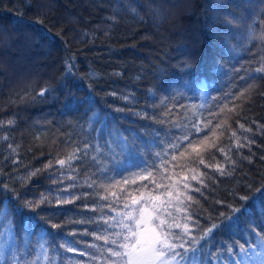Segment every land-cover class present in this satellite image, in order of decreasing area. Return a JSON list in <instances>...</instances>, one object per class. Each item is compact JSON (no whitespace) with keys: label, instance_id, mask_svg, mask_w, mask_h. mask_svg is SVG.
<instances>
[{"label":"trees","instance_id":"trees-1","mask_svg":"<svg viewBox=\"0 0 264 264\" xmlns=\"http://www.w3.org/2000/svg\"><path fill=\"white\" fill-rule=\"evenodd\" d=\"M30 2L0 0V204L7 201L13 209L17 228L24 223L15 213L17 200L32 201L33 209L20 211L38 214L34 231L47 230L42 242L47 241L50 255L63 257L59 245L65 240L97 251L87 246L107 247L96 237L107 234L102 222L124 208L125 197L156 190L170 172L195 170L205 174L207 187L198 183L201 192H190L194 236L220 224V213L233 216L232 208L253 213H238L231 231L215 230L209 257L234 263L239 245L247 248L257 237L264 239V220L254 202L257 195L264 202V191H256L264 190V132L258 127L264 126V78L247 79L264 66V52L258 50L264 45L251 39L250 28L258 34L259 26L247 7L260 0ZM68 56L76 57L74 75L65 74ZM46 88L53 91L39 97ZM245 89L241 100L233 99ZM234 105L236 111H229ZM9 120L15 123H3ZM115 135L137 145L138 154L122 152ZM205 137L216 148L201 153L203 165L190 148L180 156L189 142L199 144ZM245 137L254 140L252 147L237 149L236 138ZM178 141L180 148L169 147ZM86 144L91 145L87 155L77 153L82 158L70 168L56 163ZM221 147L236 161L234 170ZM216 163L232 174L207 167ZM145 168L152 176L140 180L135 173L147 175ZM86 180L95 185L89 188ZM101 183L115 186L104 191ZM105 196L107 201L98 198Z\"/></svg>","mask_w":264,"mask_h":264},{"label":"snow or ice","instance_id":"snow-or-ice-1","mask_svg":"<svg viewBox=\"0 0 264 264\" xmlns=\"http://www.w3.org/2000/svg\"><path fill=\"white\" fill-rule=\"evenodd\" d=\"M28 6H31L30 0H27ZM260 5H264V0H260ZM256 4H249V7L252 10V16L255 17L253 23L259 26V33L257 34L256 28H250L252 36L251 39L259 40L262 45H264V20L261 17H264V6ZM134 11V10H133ZM87 35V33H84ZM261 52H264V47L258 49ZM264 60V56L261 57ZM76 65V57L68 56L65 58V69L66 75H74V69ZM93 77L90 75L89 79ZM256 78H264V66L259 67L254 70L253 74H250L247 79L254 80ZM251 87V86H249ZM53 89L46 88L42 89L37 95L39 97H44L45 93H51ZM248 89L240 92L239 96H233L234 100H241L245 92ZM110 95H116L115 92L110 93ZM90 105L94 104V101L90 96L87 98ZM128 99V97H124ZM71 107V105L69 106ZM227 108V105L224 106ZM224 108L220 109V112L224 111ZM229 111H236L235 105ZM215 115V114H210ZM8 125H13L15 121L9 120L3 122ZM210 123V122H209ZM208 127V125H204ZM239 127L244 129V125L240 124ZM262 132H264V126H258ZM195 130L200 131V127L196 126ZM246 132H252L251 128L245 129ZM232 137H235L236 134L233 132ZM7 139V137H4ZM113 139L117 142V147L121 149L122 152H128L130 154L137 153V145L131 144L128 140L123 137V135H115ZM183 140H188V136H184ZM254 143V140H250L245 137L244 141L241 142L239 138H236L235 147L237 149L251 148ZM12 146L9 145V148ZM91 147V145H85L84 149H76L73 153H70L67 159H59L56 161L61 168H64L66 165L70 168L71 162L73 160L81 159L82 157L77 155V153L84 152V155H87L86 149ZM171 149H178L181 147V143L178 141L172 143L169 146ZM188 148L191 149V154H194L198 158L199 163L203 165L205 163L201 153L203 151H208L210 149L216 148L215 143H209L207 137L203 141H200L199 144L189 142L187 148L180 153V156L183 157L185 152L188 151ZM14 152L15 149H12ZM98 151V150H97ZM218 151L224 154L225 160L228 165L235 169L236 161L233 160L224 148H219ZM159 155V154H157ZM173 160L177 159L175 155L172 157ZM248 159V158H245ZM16 161L14 160L13 163ZM51 162L45 166V168H51ZM209 168H215L217 172L221 175H231V172H225L226 165H221L216 163L214 165H207ZM101 173L104 172V169H100ZM143 172H146L147 175H142L140 173H135L140 180H148L152 176V172L147 168L142 169ZM193 174L191 179L198 181V183L205 188L207 187L205 183L203 172L196 173L195 170H191ZM39 170L30 172L29 178L37 175ZM117 174H121L120 171ZM173 179H175L173 177ZM188 177H183L182 180H178L175 183L168 186L155 185V180L150 181L155 185V188L158 190L160 187H168L177 192L176 196H173V191L169 190L165 193H162L159 196H154L152 192L141 193L140 196H131L130 194L125 197L124 208L122 211L118 212L116 216L111 217L109 221H103L102 223L106 225L104 227L105 235L96 237L98 240L104 241L108 246L107 247H98L96 244H90L87 247L96 248L100 253V256L103 258V264H203L202 257L207 250V246L211 243L209 239L212 237V234L215 230H226L231 231L233 226L238 224L240 220V215H253L252 210L248 207L243 209L232 208L231 205L228 207L232 208L233 216H225L223 213H220L222 217V222L220 224L211 223V226L201 230L199 238L193 235L192 230L189 226L188 221L193 220L192 214L189 212V208L192 206L193 197L189 194V189L191 185L187 183ZM125 184L129 183V180L126 178L123 181ZM135 183V180L131 181ZM85 183L89 188L95 185V181L88 183L86 180ZM120 181H116V184H119ZM177 185H181L185 191L181 192L180 188ZM115 185L109 184L105 186L100 184V189L104 191L110 190ZM0 187H4L0 185ZM142 187H147L142 185ZM250 188V185H246ZM195 192H201L200 187L192 189ZM257 193H262L261 189L256 190ZM113 196L116 194L113 192ZM183 196V199H181ZM99 199L108 200V197H98ZM241 201L246 202L249 197L240 196L238 197ZM44 201L42 200L41 203ZM71 201H63V203H69ZM254 202L257 205V211L260 214L262 220H264V202L261 200V196L257 195ZM32 201H25L23 205L19 204L17 200V207L15 209L16 215L24 216V223L17 228L15 219L13 216V209L8 206V202L5 201L0 204V264H57V257L61 253L56 252L55 255H50V249L47 246V241H44V236L47 232L46 229L41 228L39 233H36L34 229L36 228L35 221L38 214H23L20 209L27 208L29 210L33 209ZM37 207L39 205H36ZM109 208H112V205H108ZM115 211V209H112ZM173 211L177 215H173ZM179 213H184V216L181 217ZM183 221V222H181ZM80 223H84L81 221ZM194 225L197 229L200 228L199 221H194ZM53 228H59L60 225H52ZM179 229L180 231H175ZM88 234V233H86ZM75 235V233L71 234ZM90 235V234H89ZM37 236L36 240H33L32 237ZM203 241L204 243H201ZM78 242L65 240V242L59 245V248L63 252L74 253L78 256H89L90 264L92 260H96V256H90L87 251H79L75 246ZM257 247H264V245H249L248 248H245L244 245L238 246V252L235 256L239 257V260L242 264H246L247 261L258 260L259 264H264V252L259 254L255 253L253 250ZM55 252L56 250L53 249ZM227 251L232 254V248H227ZM60 264H65L63 259L60 260ZM75 264H81L80 260H76Z\"/></svg>","mask_w":264,"mask_h":264},{"label":"rangeland","instance_id":"rangeland-1","mask_svg":"<svg viewBox=\"0 0 264 264\" xmlns=\"http://www.w3.org/2000/svg\"><path fill=\"white\" fill-rule=\"evenodd\" d=\"M203 91L205 92V86H204V83H203ZM197 173V172H196ZM193 174V172L191 174H178V173H175V172H170L169 175H168V178L166 180L165 183L161 184L160 186H168V185H171L173 183H175L176 181L178 180H182L183 177L187 176L188 177V180H187V183L189 185H191V189H189V194L191 192L192 189H195L196 187V184H198V181H195V180H192L191 179V175ZM173 177L175 179H173ZM179 188H180V191L183 192L185 191V189L181 186V185H177ZM169 190H172L173 191V196H176L177 195V192L171 188H168V187H160L158 190H154V191H151L152 194L154 196H159L161 195L162 193H165L166 191H169ZM150 191H143L141 193H148ZM141 193L137 194V195H133V196H140ZM181 199H183V196H181ZM123 210V209H122ZM120 210V211H122ZM119 211V212H120ZM173 215H177V213L175 211H173ZM179 215L181 217L184 216V213H179ZM183 222V221H181ZM189 223V226L192 230V226H191V223L190 221H188ZM175 231H180L179 229H176ZM249 245H264V239L262 238H259L257 237L253 243L249 244ZM248 245V247H249ZM79 251H87L89 252V255L90 256H96L97 259L96 260H92L91 261V264H103V258L100 256V253L98 251H93V250H87V249H84L80 246H77L75 245ZM108 246V245H107ZM247 247V248H248ZM255 253L259 254L261 252H264V247H257L253 250ZM63 259L65 261V264H75V261L76 260H80L81 261V264H90V260H89V256H78L77 254H74V253H67L65 252L64 253V256L63 257H57V264H60V260ZM203 259V264H242V262L239 260V257L235 258L234 259V263H230V260H225L223 258H221V256H218L217 258H210L209 255L207 254V251L204 253V256L202 257ZM246 264H259L258 260H252V261H247Z\"/></svg>","mask_w":264,"mask_h":264}]
</instances>
